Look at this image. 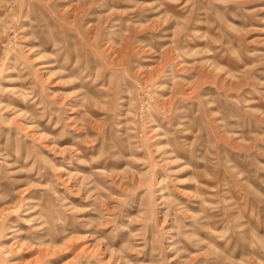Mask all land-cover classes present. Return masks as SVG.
Segmentation results:
<instances>
[{"label": "rangeland", "instance_id": "374dc122", "mask_svg": "<svg viewBox=\"0 0 264 264\" xmlns=\"http://www.w3.org/2000/svg\"><path fill=\"white\" fill-rule=\"evenodd\" d=\"M0 264H264V0H0Z\"/></svg>", "mask_w": 264, "mask_h": 264}, {"label": "bare ground", "instance_id": "6f19581e", "mask_svg": "<svg viewBox=\"0 0 264 264\" xmlns=\"http://www.w3.org/2000/svg\"><path fill=\"white\" fill-rule=\"evenodd\" d=\"M157 127V126H156ZM157 129V128H156ZM156 129H154V131H156Z\"/></svg>", "mask_w": 264, "mask_h": 264}]
</instances>
